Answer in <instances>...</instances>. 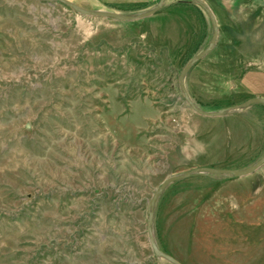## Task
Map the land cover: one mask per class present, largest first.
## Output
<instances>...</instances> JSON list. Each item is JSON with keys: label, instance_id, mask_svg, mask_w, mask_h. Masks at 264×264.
<instances>
[{"label": "rangeland", "instance_id": "1", "mask_svg": "<svg viewBox=\"0 0 264 264\" xmlns=\"http://www.w3.org/2000/svg\"><path fill=\"white\" fill-rule=\"evenodd\" d=\"M137 15L160 0H67ZM218 27L184 85L215 113L264 98V0H201ZM207 13L165 0L117 22L56 0H0V264H172L146 207L167 177L242 170L264 156V105L194 113L183 68ZM180 264H264V165L170 184L152 224Z\"/></svg>", "mask_w": 264, "mask_h": 264}, {"label": "water", "instance_id": "2", "mask_svg": "<svg viewBox=\"0 0 264 264\" xmlns=\"http://www.w3.org/2000/svg\"><path fill=\"white\" fill-rule=\"evenodd\" d=\"M56 1L61 3L64 6L68 7L69 9L74 11L76 14L81 15L83 17L108 19V20L117 21V22H135V21H139V20H142V19H145V18H148V17L155 15L160 10V8L162 7L165 0H160L159 3L150 11L140 13L137 15H133V16L123 15L120 13L105 12V11L87 10V9L81 8V7L75 5V4H73L67 0H56ZM190 1L194 2L196 5H198L199 7H202V9H204V11L209 16L211 26L213 29L212 38H211V41H210V44L208 45V47L206 49H204L201 53L196 55L183 68V70L181 71V73L179 75V88H180L181 92L183 93V97H184L185 101L187 102V104L189 105L190 109L199 116L215 118V117H222L226 112L247 108V107L254 105V104L264 105V98L255 97V98L249 99L248 101H246L242 104L227 108L225 110H221L219 112L210 113V112H204V111L198 109L192 103V101L189 99L187 92H186V89H185V85H184L185 76L187 75L189 70L196 63H198L200 60H202L212 50V48L214 47V45L216 43L217 37H218L217 23H216V20L213 16L211 10L209 9V7L204 2H202L201 0H190ZM263 165H264V156L260 160H258L254 165H251L250 167H247L246 169H242V170H225V169L205 168V169H197V170L188 171V172H185L183 174L170 176V177H167L166 179H164V181L154 190L150 200L147 203V207H146L147 237H148V243H149V246H150L152 253L155 256L163 258L172 264H180L174 258H172L171 256H169V255H167V254H165L159 250V248L156 245V242H155V239L153 236V231H152L153 214H154V207H155L156 201L158 200L160 195L163 193V191L170 184L177 182V181L193 178V177L210 176V175H228V176H232L234 178H241V177H245V176H248V175L254 173Z\"/></svg>", "mask_w": 264, "mask_h": 264}, {"label": "crops", "instance_id": "3", "mask_svg": "<svg viewBox=\"0 0 264 264\" xmlns=\"http://www.w3.org/2000/svg\"><path fill=\"white\" fill-rule=\"evenodd\" d=\"M87 2L89 1V0H86Z\"/></svg>", "mask_w": 264, "mask_h": 264}]
</instances>
